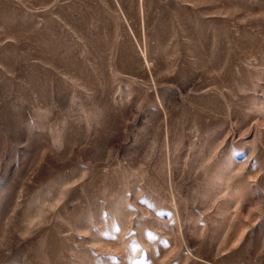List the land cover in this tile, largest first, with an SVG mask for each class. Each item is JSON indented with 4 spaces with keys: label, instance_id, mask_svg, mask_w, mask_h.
Wrapping results in <instances>:
<instances>
[{
    "label": "rangeland",
    "instance_id": "374dc122",
    "mask_svg": "<svg viewBox=\"0 0 264 264\" xmlns=\"http://www.w3.org/2000/svg\"><path fill=\"white\" fill-rule=\"evenodd\" d=\"M0 264H264V0H0Z\"/></svg>",
    "mask_w": 264,
    "mask_h": 264
}]
</instances>
